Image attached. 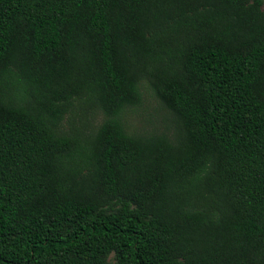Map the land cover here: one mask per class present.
Masks as SVG:
<instances>
[{
    "label": "trees",
    "instance_id": "trees-1",
    "mask_svg": "<svg viewBox=\"0 0 264 264\" xmlns=\"http://www.w3.org/2000/svg\"><path fill=\"white\" fill-rule=\"evenodd\" d=\"M262 5L0 0V264H264Z\"/></svg>",
    "mask_w": 264,
    "mask_h": 264
},
{
    "label": "rangeland",
    "instance_id": "rangeland-1",
    "mask_svg": "<svg viewBox=\"0 0 264 264\" xmlns=\"http://www.w3.org/2000/svg\"><path fill=\"white\" fill-rule=\"evenodd\" d=\"M262 6L264 7V0ZM167 117V113L159 106L158 101L147 86L142 87L140 104L130 107L124 113L125 124L131 131L163 129L168 122L166 121Z\"/></svg>",
    "mask_w": 264,
    "mask_h": 264
}]
</instances>
